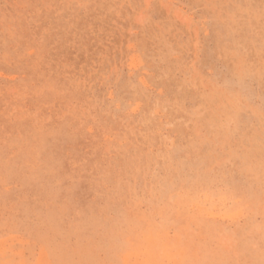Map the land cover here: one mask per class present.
Wrapping results in <instances>:
<instances>
[{
  "label": "rangeland",
  "instance_id": "rangeland-1",
  "mask_svg": "<svg viewBox=\"0 0 264 264\" xmlns=\"http://www.w3.org/2000/svg\"><path fill=\"white\" fill-rule=\"evenodd\" d=\"M0 264H264V0H0Z\"/></svg>",
  "mask_w": 264,
  "mask_h": 264
}]
</instances>
